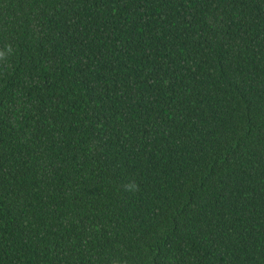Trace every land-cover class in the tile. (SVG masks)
<instances>
[{"label": "trees", "instance_id": "1", "mask_svg": "<svg viewBox=\"0 0 264 264\" xmlns=\"http://www.w3.org/2000/svg\"><path fill=\"white\" fill-rule=\"evenodd\" d=\"M0 264H264V0H0Z\"/></svg>", "mask_w": 264, "mask_h": 264}]
</instances>
